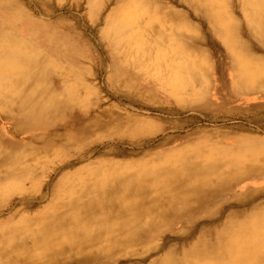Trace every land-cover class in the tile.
<instances>
[{"label": "bare ground", "instance_id": "1", "mask_svg": "<svg viewBox=\"0 0 264 264\" xmlns=\"http://www.w3.org/2000/svg\"><path fill=\"white\" fill-rule=\"evenodd\" d=\"M93 1L85 0L91 14ZM115 1L104 19L112 37L84 40L82 49L74 43L82 32L63 17L54 21L61 30L42 28L18 0H0L8 17L0 20V264H138L131 256H146L145 264H264V203L238 213L223 201L211 205L235 183L264 175V134L195 124L173 135L181 125L168 119L187 110L264 125V0H236L233 9L230 0ZM187 6L205 35H187ZM17 19L32 24L25 36L5 27ZM202 44L213 67L193 49ZM89 60L93 74L108 68L111 96L157 116L102 106L92 81L82 94L67 80L78 81L75 65ZM159 116L163 125H154ZM157 133L162 138L141 152ZM121 144L141 156L114 160L96 150ZM175 225L181 244L159 243Z\"/></svg>", "mask_w": 264, "mask_h": 264}, {"label": "rangeland", "instance_id": "2", "mask_svg": "<svg viewBox=\"0 0 264 264\" xmlns=\"http://www.w3.org/2000/svg\"><path fill=\"white\" fill-rule=\"evenodd\" d=\"M43 3V6L45 8V11H40L39 7L33 0H18V4L20 7H22L24 10H26L29 15H31L32 18H35L38 20V24L40 27L44 28V24L51 22L54 26L53 28L56 30H61V27L59 25L54 24V21L56 18L63 17L65 22H69L72 24V27L77 28L82 32L83 38L79 39H74L75 40V45H80L82 48V41L84 40H89L90 42H93V44L97 45L100 42L101 37L107 41L109 37H112V32L108 35L106 27H104V19L105 16L110 13L111 8H117V1L115 0H94L95 3L99 5L97 8L98 10L96 11L95 14H91L90 9L85 3V0H41ZM93 1V2H94ZM100 1L104 5V8L100 9ZM167 2V0H164ZM231 3H228V8L233 9V3L237 2L236 0H230ZM105 3V4H104ZM171 3V2H169ZM172 6L175 9H182L181 5L176 4L175 2L171 3ZM47 8V10H46ZM193 10L187 6V21H189L191 25V30L190 28L188 29L189 32H187V35L193 36V34H199V35H205L206 34V26L202 21L199 20L193 13ZM8 19L7 16L5 15H0V20L4 23H6V20ZM96 19V20H95ZM6 28H8L9 31L16 32L20 36H25L26 35V30H24V26L27 25L28 27H31L32 24H30L29 21L22 20L20 21L17 19L15 22H11L10 24H5ZM93 29V30H90ZM131 32V31H130ZM130 34V33H129ZM95 36V37H94ZM125 45H128V42H124ZM123 43V44H124ZM39 46L43 47V44L38 43ZM134 44V43H132ZM196 46V45H195ZM83 49V48H82ZM193 49L200 55H206L207 57L202 56L206 60L210 62V65L213 67L214 65V58L211 56L209 51L207 50V47L202 44L200 47H193ZM206 50V51H205ZM103 57V55H102ZM105 59V57H103ZM58 65L60 66L59 69H65L68 66V63L65 61H60L56 60ZM80 71H81V78L78 81H74L72 78L68 79L67 81L71 83L72 85H80V90L82 94H84V89L82 85L90 84L91 81L93 82L92 84L93 87L95 88V93L97 96H99L102 106L106 105L107 103H113L117 105L118 107H130L127 103L122 102L115 97L111 96L107 90L106 84H105V74L106 71H108V68H103L101 71L94 73L93 74V62L91 60L89 61H82L79 65H75ZM139 75V73H137ZM52 79L55 80L56 83L62 82L60 76L54 73L52 75ZM93 93H89V95L86 97L85 100V105L88 106L90 105L89 101H91ZM242 99L244 101H251L253 99L252 96H245L241 95ZM110 98V99H109ZM99 100V101H100ZM147 104H151L149 101H145ZM237 106L241 107L242 109L246 108V103L242 102L239 104H236ZM130 108H136V110L141 111V112H147V113H152L155 116H157L156 112L146 110L145 108H138V107H130ZM117 110V107L115 108ZM128 109V108H127ZM78 111H83V110H78ZM157 118V117H156ZM187 118H196V122L194 124H189L185 123V120ZM162 117L159 116V118L154 120V125L160 126L163 125L162 123ZM168 119L171 121H175L176 123L180 124L181 127L177 131L170 132L169 134H183L185 131H189L191 128L195 126V124H203L206 125L209 128L212 127H225V126H231V125H241L243 128L241 131H243L246 134H264V125L258 126L255 124H252L250 122H247L244 119L240 118H225V119H217L216 121H208L206 119H200L196 114L187 112L185 110L184 112H181L179 115H173V116H168ZM238 130V132H240ZM163 135L160 133L155 134L148 140L147 143L144 144V148L142 149L141 152L144 150L150 148L154 143H156L160 138H162ZM179 142H174V145H177ZM171 146V145H170ZM101 148L105 149L104 155L106 158H113L114 160H122V161H133L141 156L142 153H139V149H131L127 144H121L120 146H102L99 145L96 147V150H101ZM117 148H121L122 150H125L127 153L126 155L122 156L121 158H115L113 156V153L117 150ZM130 151H135L138 152L137 155H132L129 154ZM97 152V151H95ZM52 162H55L58 160V157L52 158ZM264 174V173H263ZM246 190L253 192H259L257 195L250 196L248 198H236V194H240L245 192ZM13 199V198H10ZM223 201V202H222ZM218 202H222L221 207L223 208H234L233 211L235 213L242 212L243 210H249L254 206L255 204L258 203H264V175H261L260 177L256 178L253 177L251 179H247L244 181H241L239 183H235L230 191L227 193H221L219 197H217L215 200L211 202V205H214ZM242 210V211H241ZM198 220H205L204 216L199 217ZM179 225H175L173 228H170L169 230L164 231L160 237L158 236V242L162 243L163 240L166 237H169L173 239L174 243L181 244L180 240L178 239L180 237V233H177L179 231ZM188 242V241H187ZM146 257V256H145ZM145 257H140V256H131L129 258H125L126 260H129L128 262L134 263L138 262V264H145L147 262V259ZM122 260V259H120Z\"/></svg>", "mask_w": 264, "mask_h": 264}]
</instances>
